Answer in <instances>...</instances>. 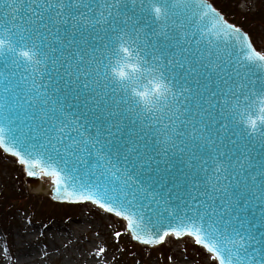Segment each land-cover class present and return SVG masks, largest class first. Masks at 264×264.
I'll list each match as a JSON object with an SVG mask.
<instances>
[{"label": "snow or ice", "instance_id": "obj_1", "mask_svg": "<svg viewBox=\"0 0 264 264\" xmlns=\"http://www.w3.org/2000/svg\"><path fill=\"white\" fill-rule=\"evenodd\" d=\"M262 53L205 0H0V148L144 244L264 264Z\"/></svg>", "mask_w": 264, "mask_h": 264}, {"label": "rangeland", "instance_id": "obj_2", "mask_svg": "<svg viewBox=\"0 0 264 264\" xmlns=\"http://www.w3.org/2000/svg\"><path fill=\"white\" fill-rule=\"evenodd\" d=\"M254 2L241 1L239 10L245 12L248 8L252 9ZM250 39L258 49H264L263 29H259ZM22 173L14 157L0 153V187L17 192L20 188L26 189ZM40 194L31 195L36 200L41 199L39 204L43 210L56 209L58 214L54 219L31 221L27 212L14 211L11 244L0 229V264H120L122 256L119 251L123 248L134 252L128 264H142L137 256L141 247L131 243L122 220L106 211H99L92 203L54 204ZM117 232L121 233L119 238L115 235ZM116 243L120 246H116ZM101 247L105 251L97 255ZM19 249L22 250L20 254ZM145 262L215 264L189 237L171 239L162 244L150 252Z\"/></svg>", "mask_w": 264, "mask_h": 264}, {"label": "trees", "instance_id": "obj_3", "mask_svg": "<svg viewBox=\"0 0 264 264\" xmlns=\"http://www.w3.org/2000/svg\"><path fill=\"white\" fill-rule=\"evenodd\" d=\"M209 1L215 8H217L218 11L225 15V18L229 22L242 28L249 36L257 33L259 29L264 30V0H255L252 6L253 8H248L245 12H241L238 6L241 1L246 0ZM40 201L41 199L36 200L32 195L28 194L26 189L20 188L17 192V190L11 191L8 188L0 187V229L4 235L3 237H5L9 244H11L12 221L14 220L12 215L14 211L22 210L27 212L31 221H35L37 219L40 221L54 219V217L58 214L56 209L47 211L43 210L39 204ZM117 245L120 246V244L116 243V246ZM140 251L141 252L137 254L138 260L142 264H146L145 260L151 250L141 248ZM119 252L122 256L119 260L120 264H128L134 253L133 251L127 250V248H123ZM163 256L167 257L166 254H163Z\"/></svg>", "mask_w": 264, "mask_h": 264}, {"label": "water", "instance_id": "obj_4", "mask_svg": "<svg viewBox=\"0 0 264 264\" xmlns=\"http://www.w3.org/2000/svg\"><path fill=\"white\" fill-rule=\"evenodd\" d=\"M205 2L208 4V5H210L212 8H214L212 5H211V3L210 2H208L207 0H205ZM217 11V10H216ZM218 12V11H217ZM219 13V12H218ZM221 15V14H220ZM222 17H223V15H221ZM223 19H224V17H223ZM225 20V19H224ZM226 21V20H225ZM228 23V22H227ZM228 24H230V23H228ZM241 31H242V29H241ZM243 32V31H242ZM190 80H191V77L189 78ZM204 82V80H203V77H201V83H203ZM61 83H63V82H61ZM191 87L192 88H195V84L193 83V84H191ZM1 149V151L3 152V153H5V154H8L7 152H5L2 148H0ZM8 155H10V154H8ZM7 155V156H8ZM164 165H163V163L161 164V167H163ZM180 165L178 164V162H177V167H179ZM172 171L173 172H176L177 171V168L176 167H174L173 169H172ZM25 174V177H24V182L28 185V188H29V192L31 193V194H37V193H41V194H43V195H45V196H47L52 202H57V203H81V202H69V201H64V200H58V199H56L55 197H56V193H55V191H54V189H53V185H52V183H51V181H50V184L49 185H47L48 183H49V179L48 178H41V190H40V177H29V176H27L26 175V173H24ZM24 174H23V176H24ZM201 175H203V174H201ZM23 178V177H22ZM47 185V186H46ZM46 186V188H45V190H43L44 189V187ZM43 190V191H42ZM28 192V191H27ZM42 195V196H43ZM84 202H91V201H84ZM92 203V202H91ZM176 201H173V203L169 206V208H168V213H166V214H168V215H170L173 211H174V209H175V207H176ZM96 205V204H95ZM96 206H98V205H96ZM99 207V206H98ZM104 210V209H103ZM164 209H163V206L161 207V211H163ZM105 211V210H104ZM107 212V211H106ZM110 214H112V215H115L114 213H110ZM117 217V216H116ZM118 218H120V219H122L121 217H118ZM123 220V219H122ZM168 223V221H165V224H167ZM125 224H126V221H125ZM157 227H159V225H157ZM153 232H155L156 231V229L154 228L153 230H152ZM126 232L128 233V235L130 236V238H131V240L134 242V243H136V244H139V245H144V246H148V247H154V246H157V245H159L160 243H158V244H144V243H142L141 241H138V240H136L135 239V237L132 235V233L127 229V226H126ZM175 236V235H174ZM181 237H183V236H181ZM200 246V245H199ZM202 247V246H201ZM203 248V247H202ZM206 251V250H205Z\"/></svg>", "mask_w": 264, "mask_h": 264}, {"label": "bare ground", "instance_id": "obj_5", "mask_svg": "<svg viewBox=\"0 0 264 264\" xmlns=\"http://www.w3.org/2000/svg\"><path fill=\"white\" fill-rule=\"evenodd\" d=\"M99 211H102L100 208H98V207H96ZM68 231H69V228L67 229ZM176 240L177 238H175V237H173V236H169V237H167L166 239H165V241H164V243H167L168 241H170V240ZM21 251L22 250H20L19 249V254L21 253ZM205 253L208 255V256H210V254L209 253H207L206 251H205ZM211 261V260H210Z\"/></svg>", "mask_w": 264, "mask_h": 264}]
</instances>
